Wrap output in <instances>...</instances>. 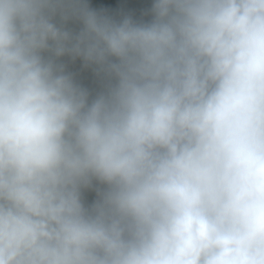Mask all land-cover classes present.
<instances>
[{
	"label": "clouds",
	"instance_id": "1",
	"mask_svg": "<svg viewBox=\"0 0 264 264\" xmlns=\"http://www.w3.org/2000/svg\"><path fill=\"white\" fill-rule=\"evenodd\" d=\"M0 264H264V0H0Z\"/></svg>",
	"mask_w": 264,
	"mask_h": 264
}]
</instances>
